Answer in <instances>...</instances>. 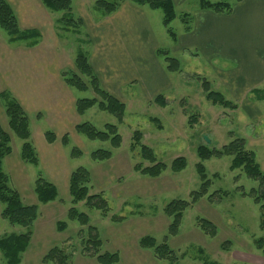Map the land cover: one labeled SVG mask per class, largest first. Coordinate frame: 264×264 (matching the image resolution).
<instances>
[{"label":"rangeland","instance_id":"1","mask_svg":"<svg viewBox=\"0 0 264 264\" xmlns=\"http://www.w3.org/2000/svg\"><path fill=\"white\" fill-rule=\"evenodd\" d=\"M93 1L84 0L83 2L92 18L96 19L101 14L94 8ZM236 1L228 0V3L231 5ZM76 3L79 4V0H72L74 13ZM142 10L148 16L159 49L167 51L169 57L177 59L180 62L181 71L167 72L164 58L157 56L172 85L168 93H164V97L169 99H166L165 107L156 104L155 98L145 101L138 81L128 85L122 91L120 101L125 105V112L121 123H118L111 114L100 111L96 106L81 116L80 123L88 122L98 130H104L106 124L115 125L121 137V145L119 149H112L109 142L90 141L77 134L76 136L68 134L70 144L64 149L63 170H69L71 173L79 167L85 168L91 178L89 195H102L108 204L109 215L107 218H102L99 211L89 209L84 202L76 204L74 208L86 214L90 225L97 229L102 242L101 253H118L122 264H203V260L217 264H264V257L254 245L256 239L264 236V231L260 227L259 205L254 204L250 197L242 196V191L248 193L251 189H257L258 183L249 179L240 170L231 172L230 157L211 158L202 162L207 177L211 181L208 196L213 194V198L210 200L206 196L191 204L183 214L178 235L168 237L167 244L176 256L175 261L154 258L152 250L142 249L139 246V240L145 236L153 237L158 244H162L168 235L170 222L163 213L165 206L174 200L190 201V193L199 189L200 180L196 165L200 159L196 150L200 145L220 149L234 138H243L247 149L255 154L256 161L264 171V100L256 101L258 95L254 91L247 95L246 101L255 105L261 114L260 117L250 115L244 109L242 102L231 97L222 79L199 54V51V53L194 51V57L198 56L197 58L187 54L192 51L173 53L172 49L176 41H173L163 26V14L160 10H151L148 7H142ZM184 12L186 11L177 8L176 18L170 25L177 36L185 31L186 25L181 20ZM187 13L190 12L187 11ZM60 15L61 13H55L50 16L54 26ZM55 28L57 36L55 41L59 48L54 49V55L56 59L61 58L60 61L58 60L60 66L68 68L66 66L70 65V70L74 68L73 60L78 49L81 47L87 53H91L93 46L87 42L83 25L78 29V33H73V28L67 32L57 29V25ZM40 43L39 46L31 49L33 53L45 47L44 39L40 40ZM48 43L47 40L45 45ZM0 45L5 47L10 65L14 64V56L19 52L22 53L21 58L15 61L20 65V69L14 73L17 75L16 78L8 80V83L0 80V93L4 90L11 91L8 87L10 84L17 86L23 74H29L30 70L37 65L42 66L39 59L41 56H46L45 52L48 51L44 50L36 61L34 57L28 55L29 50L22 48V44H9L7 36L1 30ZM19 46L21 48H17ZM222 60L215 61L213 66L222 69L220 67ZM3 61L7 62L5 58ZM226 63L228 64L226 68L236 66L230 61ZM44 67L47 69L44 70L43 80L51 74L55 63ZM204 80L210 83L211 90L223 94L227 100L237 106V109H223L208 102L202 87ZM257 89L264 91V83ZM48 90L55 92V89ZM70 92L77 99L93 97L90 90L80 92L70 89ZM25 106L30 121V132L33 135L32 140L34 144H37L40 136L38 132L52 131V129L39 114L35 117V114L30 113L29 105ZM32 107L33 105L31 109ZM192 117L195 121L191 124ZM152 119H156L157 122L151 121ZM6 120L4 101L0 98V124L11 137L12 149L9 158L11 171L8 163H3V169L9 176L11 188L19 193L25 205H29L35 201L33 190L36 179L39 175L47 178V170L44 164L34 167L22 163L23 166H20L22 170L19 168V151L22 142L6 127L4 123ZM135 131L142 133V144L152 149L156 161L167 167L158 178L142 176L134 170L140 163L143 166L149 165L140 158L138 148L131 150L132 134ZM73 147L81 151V157L69 156V151ZM99 149L110 151L111 159L104 162L93 161L91 153ZM178 157L185 158L186 167L178 173H173L170 166ZM61 168H56V172H59ZM56 188L58 198L54 202L46 205L34 203L38 207V218L31 227V241L22 255L21 264H51L43 263L42 257L54 246L62 247L72 253L70 264H98L95 258L80 255L79 251L82 247L80 239L77 238V232L83 228L77 222L67 219V210L72 207L70 198L60 184H57ZM221 192H227V196L218 199ZM30 197L34 198V201ZM113 215L123 217L124 220L114 223L110 219ZM201 218L215 225L217 233L214 237L205 234L199 228L198 220ZM60 221L67 223V229L62 233L57 232L55 228L56 222ZM5 232L19 234L26 232V229L7 224ZM226 241H229L230 245L225 248L223 244ZM64 243L67 247H64ZM0 264H3L1 254Z\"/></svg>","mask_w":264,"mask_h":264},{"label":"trees","instance_id":"2","mask_svg":"<svg viewBox=\"0 0 264 264\" xmlns=\"http://www.w3.org/2000/svg\"><path fill=\"white\" fill-rule=\"evenodd\" d=\"M42 5L50 12L61 13L57 21V29L62 32H67L72 29L73 33H78L81 27V19L75 17L72 8V0H40ZM240 1V0H239ZM123 2H129L137 7H148L151 10H160L163 14L162 24L166 28L168 35L176 40L177 35L174 33L170 25L176 18L175 7L172 0H96L94 8H96L102 17L108 16L116 11ZM199 7L206 10H211L216 13L230 14L232 5L228 0L219 2H209L207 0H199ZM182 22L185 24V31L190 30L191 17L188 14H183ZM0 30L5 33L9 44H22L27 48H32L38 45L40 41V33L36 29L23 30L19 27L16 16L10 4L6 0H0ZM81 43L84 42L81 40ZM157 56H162L166 63V71L169 73H177L181 71L180 62L172 57H169L167 51L158 49ZM74 68L68 72H62L61 78L72 90L80 92L91 91L93 97L78 98L75 102V111L79 116L84 115L88 110L97 107L100 111L107 112L115 117L118 123H121L124 117L125 105L117 100L114 96L105 91L92 67L89 64V56L81 47L76 52L73 60ZM205 98L213 106H218L223 109L236 110L237 106L227 100L223 94L211 90L210 83L204 80L202 83ZM258 93L257 90L251 92ZM0 98L4 101V113L7 119L8 129L22 142L20 147V159L24 164L37 167L39 164L38 154L30 141V121L28 115L19 104V102L8 91L0 93ZM154 102L161 107L167 105L163 95L155 98ZM191 124L195 121L192 117ZM151 121L157 122L156 119ZM75 133L90 141L109 142L112 149H119L121 145V137L118 134L117 127L113 124H106L104 130H98L88 122L79 123L75 126ZM45 140L48 144L56 141V136L52 131L44 133ZM142 133L135 131L132 134L131 150L139 149L140 158L144 162H148V166H143L141 163L136 165L134 170L142 176L149 178H158L166 169V165L157 162L155 155L149 147L142 144ZM11 137L0 125V217L9 226H17L26 229L24 233H6L0 237V254L3 259V264H21L22 255L29 247L32 232L31 227L38 218L37 205H25L19 193L11 188L9 176L4 172L3 161L12 152ZM63 147H69V135L65 134L61 137ZM197 156L200 162L196 165V172L199 176L200 186L197 191L190 193V201L174 200L167 204L163 209L164 215L170 220L168 225V235L164 238L162 244H158L153 237L145 236L139 240V246L142 249L152 250L154 258L159 260H167L173 262L176 260L174 252L167 244L168 237H175L179 233L183 214L191 204L196 203L203 197L208 196L211 181L208 179L206 169L202 162L211 158L220 159L230 157L231 162L229 170L234 172L240 170L249 179L258 183L257 189H251L248 193L242 191V196L250 197L254 204L259 205L260 209V227L264 231V171L256 161L255 154L247 149L246 141L243 138H234L228 144L220 149L209 148L205 145H200L197 150ZM71 158L81 157V151L77 147H73L69 151ZM112 153L107 150L99 149L91 153V159L95 162H104L111 159ZM186 160L183 157L174 159L171 163L170 170L173 173H178L185 169ZM91 178L89 172L79 167L72 171L68 181V196L72 207L67 210L66 217L69 221L77 222L81 229L77 232V238L80 239L81 251L80 255L87 258H95L98 264H119L120 258L118 253L105 252L101 253L102 242L99 239L97 229L90 225L89 218L86 214L78 212L74 206L84 202L91 209L100 212L102 218H107L109 208L107 202L102 195H89V184ZM240 189V188H238ZM36 200L39 204L46 205L54 202L58 198V191L54 184L40 175L35 181L33 190ZM227 196V192H221L218 199ZM213 194L208 196L212 199ZM111 221L120 223L124 220L123 217L116 215L111 216ZM199 228L207 235L214 237L217 229L213 223L206 219H199ZM56 231L59 233L67 229L66 222H56ZM67 244L64 243V247ZM225 248L230 245L226 241L223 246ZM255 248L264 257V236L255 240ZM201 252V250H199ZM72 253L67 252L62 247L54 246L50 248L42 257L43 263L51 264H70ZM203 264H217L209 260H203Z\"/></svg>","mask_w":264,"mask_h":264},{"label":"crops","instance_id":"3","mask_svg":"<svg viewBox=\"0 0 264 264\" xmlns=\"http://www.w3.org/2000/svg\"><path fill=\"white\" fill-rule=\"evenodd\" d=\"M6 1L12 7L21 29H36L40 33V40L44 39L45 43L47 40L49 41L47 45L44 43V48L40 47L42 49L34 53L31 49L39 46L40 41L32 48L22 46L29 50L28 55L34 57L36 61L44 50H48L45 52L46 56L43 53L44 56L39 59L44 66L55 63L48 78L43 80L44 70L47 68L37 65L38 67L35 66L29 74L21 76V81L18 80L17 86L10 84L8 87L11 91L8 92L19 102L25 112L27 111L25 105H29L30 113L35 114V117H38L36 114H39L49 123V128L56 136L54 143L46 142L45 130L38 132L40 136L37 139V144H34L32 140V133L30 136V141L39 158L37 167L44 164L47 170L45 179L55 187L60 184L68 193L70 172L66 169L63 170V156L66 147L62 146L61 137L65 134L76 136L75 126L81 122V116L75 111L77 98L71 95L70 88L61 78V73L67 71L66 69L69 70L70 65L66 66L68 68L60 66L58 60L60 61L61 58L56 59L54 55V49L59 48L55 41L57 39L55 34L57 24L54 26L50 16L55 13L48 11L40 0ZM83 1L79 0V4L76 3L75 13L77 16L74 9L73 13L75 17L81 19L87 42L93 46L92 52L88 53L89 64L102 88L119 101L123 89L138 81L145 101H151L159 95L164 96V93H168L172 85L164 66L157 58L156 52L159 49V44L142 7L123 2L112 14L104 17L100 15L93 19ZM197 1L172 0L175 13L176 9L180 8L186 11L184 14L191 16L190 30L183 31L177 36L172 49L173 53L192 51L187 54L197 58L198 56L194 57V51H199L200 53H198L206 59L218 77L222 79L231 97L242 102L244 109L250 115L260 117L259 110L255 105L246 101V98L252 90H256L264 83V0H237L231 4L230 14L202 9L199 7V0ZM21 56L22 53L19 52L14 56V64L10 65L7 51L3 45H0V80L8 83V80L16 78L17 75L14 73L20 69V65L15 61L19 60ZM4 58L7 62L3 61ZM224 59L233 62L236 66L226 68L228 64ZM217 60H222L220 63L222 69L213 66ZM70 63L72 65V62ZM72 69L73 67L70 68V70ZM38 78L41 80H37ZM41 88L43 89L40 90ZM48 89H55V92ZM257 92L263 94L264 91L257 89ZM257 95L256 101L264 100L260 94ZM259 96L261 97L259 98ZM31 105H33L32 109ZM4 123L8 128L7 120ZM10 156L11 154L4 159L3 163H8L11 171ZM22 163L19 151L18 165L21 170ZM58 167L62 168L56 172ZM30 199L34 201V198L30 197ZM35 202H37L36 196L35 201L29 205H34ZM6 226L7 224L0 217V237L6 234Z\"/></svg>","mask_w":264,"mask_h":264}]
</instances>
